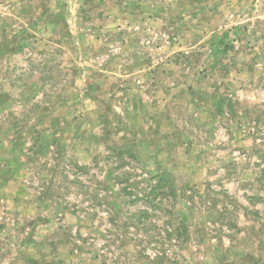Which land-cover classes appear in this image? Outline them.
<instances>
[{"label":"rangeland","instance_id":"rangeland-1","mask_svg":"<svg viewBox=\"0 0 264 264\" xmlns=\"http://www.w3.org/2000/svg\"><path fill=\"white\" fill-rule=\"evenodd\" d=\"M0 264H264V0H0Z\"/></svg>","mask_w":264,"mask_h":264},{"label":"trees","instance_id":"trees-1","mask_svg":"<svg viewBox=\"0 0 264 264\" xmlns=\"http://www.w3.org/2000/svg\"><path fill=\"white\" fill-rule=\"evenodd\" d=\"M78 170H79L78 174H80V173L85 171V168L79 167ZM152 178H154V176L151 175L149 180L151 181ZM126 179H127V181L125 182V184H121L120 181H122V180H120L118 178V176L113 178L115 184L117 183V187H119L118 188V194L122 193L123 195L129 197V199H127L126 201L124 200V203H126V202H136L137 199L139 198L138 194H135V192L137 191L136 190V185H135L136 182L135 183L134 182H130V180L128 178H126ZM76 182H78V181H76ZM89 182H90V180L88 179L85 184L80 183L81 187H85L87 189L86 193L89 196H91V198L89 200V201H91V204H90V206L87 209V213H90L93 210H95L97 205H101L102 204L101 199L105 197V194H101V192H99L97 188H93L94 186L92 184H90ZM137 182H139V181H137ZM90 188H92L93 190L90 189ZM156 192L160 193L161 196H164V197H167V196H169L171 194L173 195L175 193L174 184L172 182H170L169 180H166L161 175L159 176V178H158V180H157V182L155 184H152V183L150 184V190H149V192L144 194V197L146 199H148L149 203H151V207L152 208H154L156 206H159L161 204L160 200L157 201L156 199L151 198L152 193H156ZM100 196H102V198H100ZM118 197L119 196H117V198ZM106 198H104L105 201L108 200V198L107 199ZM107 207L109 209V211L107 210V213H109L110 216H112V214H114V216L118 215L116 213V210H115V204H113L112 202H108L107 201ZM134 215H135V217H137V224L140 225V224H144V220H145L146 217H148L149 212H148L147 209H141L140 208V209L137 210L136 213H134ZM117 229H118V226H117Z\"/></svg>","mask_w":264,"mask_h":264}]
</instances>
